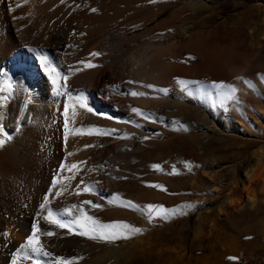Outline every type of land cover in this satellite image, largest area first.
<instances>
[{
  "label": "bare ground",
  "instance_id": "bare-ground-1",
  "mask_svg": "<svg viewBox=\"0 0 264 264\" xmlns=\"http://www.w3.org/2000/svg\"><path fill=\"white\" fill-rule=\"evenodd\" d=\"M163 1L182 3L169 19L159 21ZM209 9L196 0H0V139L6 140L0 147V264H11L17 254V264H53L56 257H82L74 264H177L175 258L167 263L166 254L151 250L153 243L144 242L146 225L140 211L131 212L122 202L133 196L142 208L161 204L167 198L163 180L180 175L173 166L178 159L208 163L225 158L212 154L232 130L227 123L209 134L212 121L201 114L194 95H207L200 106L214 109L215 120L219 103L242 106L255 95L254 86L232 79L237 75L232 69L234 43L222 45L207 34L199 39L192 32L191 21L201 23L200 14ZM153 21L157 24L151 27ZM187 21L192 25L183 23ZM165 28L171 43L166 32H158ZM183 35L187 40L180 42ZM94 52L101 55H91ZM195 70L225 76L229 84L195 85ZM177 78L186 84L181 86ZM149 84L155 87H145ZM161 88H167V94ZM133 91L144 95L133 96ZM81 99L91 112L80 107ZM196 124L207 127L195 131ZM94 128L110 134H88ZM240 152L226 154L239 160ZM245 160L243 186L261 179L264 197V145ZM165 162L170 167H164ZM72 164L77 169L68 171ZM225 168L206 172L221 182L211 190L214 200L229 186L222 178ZM57 179L61 183L54 188ZM85 187L92 191H83ZM247 189L248 201L256 203V188ZM57 191L62 195L56 196ZM117 196L120 199L111 203ZM45 197L48 203L41 208ZM226 203L228 209L238 204L234 197ZM81 210L101 223L125 221L142 231L133 234L134 239L94 240L79 235L78 227L70 232L45 219L52 211L68 222ZM33 225L40 229V253L21 247ZM169 228L177 229L175 223ZM49 231L56 234L44 235Z\"/></svg>",
  "mask_w": 264,
  "mask_h": 264
},
{
  "label": "rangeland",
  "instance_id": "rangeland-1",
  "mask_svg": "<svg viewBox=\"0 0 264 264\" xmlns=\"http://www.w3.org/2000/svg\"><path fill=\"white\" fill-rule=\"evenodd\" d=\"M196 1L204 2L210 9L200 14V17L204 18L201 23L197 21H191L193 25L190 21L183 23L185 25L190 23L194 27L192 32L197 33L199 39L203 34H207L210 41L217 39L222 45L233 42L236 59L232 69L237 75L232 79L254 86L255 95H250L247 101L242 102V106L236 102L219 103L217 111L220 121L215 120L211 115L214 109L207 105L200 106V102L207 95H194L197 102L199 101L198 108L201 114L209 116L212 121L209 134L215 135L214 130L223 128L227 123L232 130L226 134L227 136H223L222 145L212 154L225 158H213L208 163H200L191 158L173 160L176 162L173 166L177 167L180 175L163 180L167 198H164L161 204L169 210L178 209V211L168 219L157 216L152 220H149L146 210L140 211L146 225L147 239L144 242L153 243L151 250L155 253L166 254L167 263L172 257L177 264H264L263 183L261 179H256L257 181L252 184H247L250 189L256 188L258 194L256 203L248 201L249 190L242 183V178L245 176L243 170L246 165L245 159L264 145V0ZM181 3L182 1L171 4L161 2L159 6L163 13L159 16V21L169 19L171 12ZM156 24L157 21H153L150 26ZM143 30L144 28L138 29L136 33ZM158 32H166L169 35L167 42L173 41L170 30L165 28ZM132 34L134 33H129ZM186 40V35L179 38L180 42ZM200 51L198 52L201 53ZM199 55L195 56L199 59ZM226 81L229 79L225 76H208L199 70H195L191 78V82L195 85L206 84L213 87L228 85L229 82ZM226 116H230L229 122H226ZM205 126L207 127L205 124L203 126L196 124L193 129L199 131L201 127L206 128ZM239 151H241L239 160L236 158L233 160V156L230 155L227 157V154ZM173 161H170L171 165L170 162H167L168 164L165 162L164 167L172 166ZM251 163L253 166L254 161ZM221 167H226L222 178L224 183H229V186L223 189L219 200H214V193L211 190L221 182L211 179L206 172L218 171L222 169ZM236 179L238 181H235ZM231 192L232 194H229ZM233 197L238 204L228 209L225 207L227 199ZM130 201L142 207L133 196L130 197ZM134 210L137 209L130 206V211L134 212ZM174 223L177 229L170 231V224ZM121 242L118 241L117 244L125 245V242ZM174 251L179 254L173 256ZM229 257H237V259L231 260Z\"/></svg>",
  "mask_w": 264,
  "mask_h": 264
},
{
  "label": "snow or ice",
  "instance_id": "snow-or-ice-1",
  "mask_svg": "<svg viewBox=\"0 0 264 264\" xmlns=\"http://www.w3.org/2000/svg\"><path fill=\"white\" fill-rule=\"evenodd\" d=\"M152 2H155V0H152ZM92 11H97L96 9H92ZM91 55L93 56H98L101 55V53L99 52H94L91 53ZM192 59H195L194 57H192ZM88 67H95V65L92 64H88ZM51 71H55V69H51ZM56 75H59V73H56ZM64 79L66 80L67 77H64ZM177 82L181 85L184 86L186 84V81L177 78ZM53 83H56L55 79H53ZM130 83H132V81H130ZM9 87H11V85H9ZM145 87H155L154 85H145ZM231 92L234 93L236 91V89L234 87H231ZM161 92H164L165 94H167L168 89L167 88H161L159 89ZM57 94L59 95L60 93L57 92ZM190 94V93H189ZM131 95L136 96V95H144V93H138V92H131ZM231 98V96H230ZM80 107L82 108H87V110L89 112L92 111L91 108L87 107V104L83 101V99L80 100ZM133 112L136 113H140L139 109L133 108L132 109ZM76 112L75 110H73L72 112V117L74 118L76 116ZM65 139H67V135L69 132L68 129V119H67V107L65 110ZM147 119V117H145ZM0 131H2V128H0ZM77 133H80L81 130L80 129H76ZM92 132H95L98 135H109L110 133L105 132L101 129H91L89 131L88 134H92ZM11 136H7V140H11ZM6 143L5 139H0V147H2L4 144ZM69 155H71V153H69ZM63 167V166H62ZM152 167L156 168V169H160V165H153ZM74 169H77V165L76 164H72L69 168L68 171H72ZM175 171V169H174ZM61 183L60 180H54L53 181V187L55 188V186L57 184ZM155 187H159V188H163L162 185H154ZM166 191V189H164ZM83 191L85 192H90L92 191V189L90 187H85L83 189ZM56 196H60L62 195V192L57 191L55 192ZM119 196L115 197L113 199V201H110L111 203H115L117 200H119ZM48 203V198L45 197V202L43 204H41V208H44L46 206V204ZM85 203L87 204H91V201H85ZM123 206H131L133 208H136L137 210L144 212L145 210L147 211V215L149 220H152L153 218L159 216V217H163L164 219H168L170 215H175L178 211V209H172L169 210L167 208L164 207V205L162 204H147L146 206H144L143 208L138 205V204H134L132 201H127V202H122ZM96 208L101 207V205L99 204H95L93 205ZM191 207V205H189ZM67 212L70 213L71 210H65ZM45 219H47L50 223L55 224L57 227L59 228H67L70 232L71 231H75V229L78 227L79 228V232L78 234L81 236H86L90 239H94V240H104V241H114L116 239H120V238H130L133 234L136 233H140L142 231L141 228L139 227H135L125 221H114L111 223H101L98 219L94 218L93 216H89L86 212H84L83 210H81L80 215L74 217L71 221H64L62 219L57 218L52 211L48 212L47 217H45ZM75 226V227H74ZM39 233H40V229L38 227V225H33L32 228V233L31 235H29L27 237V242L26 244L22 245L21 247L24 249H31V251L36 252V253H40L43 251V246L40 242L39 239ZM56 233L54 232H46L44 233V235L47 236H52L55 235ZM46 256H51L52 253L50 252H44L43 253ZM25 258H28L27 253H25ZM19 259V254L14 255L11 264H17ZM77 259H82V257H72V258H65V257H56L55 261L53 262V264H74V262ZM229 259L231 260H236L237 257H229ZM37 264H39V262H37Z\"/></svg>",
  "mask_w": 264,
  "mask_h": 264
}]
</instances>
